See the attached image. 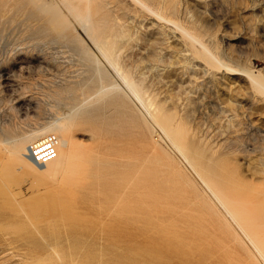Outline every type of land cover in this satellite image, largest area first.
I'll use <instances>...</instances> for the list:
<instances>
[{
  "label": "rangeland",
  "instance_id": "rangeland-1",
  "mask_svg": "<svg viewBox=\"0 0 264 264\" xmlns=\"http://www.w3.org/2000/svg\"><path fill=\"white\" fill-rule=\"evenodd\" d=\"M11 3L13 5L9 3L1 5L0 13L6 11L3 10L4 6L8 10L10 6H13L9 12H6L10 14V11L14 10L15 14L12 12L11 16L15 20L18 16L16 14L20 13L22 14L20 16H24L26 19L18 16L24 20H19L18 18V21H15L12 17L10 18L9 14V17H7L6 12L5 15H3L4 12L0 14V16L2 15L0 17V168L3 169L4 157L2 155L4 153L1 149L5 141L11 140L12 137L16 138L22 135L23 132L30 131L35 127L50 124L59 116L64 117L70 126V122H73V124L77 122L71 128V133H73L72 135L75 139L76 151L66 159L67 163L70 162L67 166L68 168H70L71 164L73 165L68 174L59 169H54V171L52 169L46 172L37 169V167L29 168L25 171L28 178L25 175L24 179V173L18 177L19 179L17 178L16 182L18 183L14 181V185L18 188H16L18 191L13 189L12 183L9 186L10 183H7L8 180H6L2 170H0V264H30L31 262L33 264H69L68 261L64 262L66 258L62 259L61 257V260L57 257L63 256L62 254L66 250L67 253L70 252L67 248L72 249L74 245H77L78 248L79 244H76L79 241L78 239H82V242L79 241V243H82V247L80 245L82 249L78 248V251L81 252L77 253L76 247L74 249L77 251V254H81L77 255L74 252L75 250H73L74 255H76L74 257L79 259V261L76 259L78 262H80V256L83 252L84 256V254L91 252V250L93 251V253L91 252L92 255L88 253L87 256H82L81 261L86 264H104L101 261L103 255L105 261L109 259L111 261L115 256V251L121 252V250H117L118 248L122 249L120 244H111L106 239L104 229H100L110 222L106 221L110 220L106 210H103L100 203L95 204V201H88L83 198L82 193H80V197L79 192H77L78 186L74 183L78 178V173L76 174L77 167L82 162V158L85 157L87 160H83L82 163L86 165L89 177L93 180H98L103 185H107L115 179L136 178L139 180L138 192L140 193L141 191L139 199L142 201L140 200L138 214L141 218L151 220L152 223L150 225L151 230L148 228L147 231L144 229V231H140L138 243L140 242L139 245L145 248L150 245L149 241H156L153 243V248L162 251V258L158 264H264V260L258 256L259 252L257 250L254 249V251L253 247L242 243L243 238H245L242 233L237 234V239H234L232 233L228 232V234L221 231L215 226V223H212V216L203 212L200 200L194 199V201L191 199L193 200L191 201L186 198L189 189L185 184L184 177L187 176V171L181 164L176 163L178 160L175 157L168 159L171 150L169 151L165 140L159 137L161 132L153 129L150 122L140 113V108H138L139 106L136 105V102L130 99L123 90L124 87L123 89L119 88L118 85L123 86V84L116 70L109 63L102 60L100 55L91 48L92 46H90L89 42H81L80 39H77L84 35V32H82L84 30L71 21L66 22V25H56V28L54 27L55 25L53 26L55 23L52 24V21H48L53 26L50 29L51 26L47 22L44 12L43 14L35 9L31 10L33 7L28 2H22L26 6L19 1L18 3L17 1ZM21 4L26 8L20 6ZM204 4L205 6H203ZM204 4H202L201 8L195 7L193 3H190L191 8L198 11L202 16V20L203 22L205 21L204 24H206L208 30L214 33L215 43L220 49L218 51L219 53L221 52L220 54L223 53V55H220L223 57L221 58L232 66L251 65L257 70L261 68V74L264 75V0H212ZM28 7L30 8L28 9ZM19 10L20 13H18ZM28 11L32 12L29 13ZM36 14L38 15L36 16ZM28 15L31 19L33 18L32 21L30 17L28 19ZM40 15H42V18ZM38 16L39 19L36 18ZM120 16L123 21H126L127 32L124 37L118 40L121 43L118 45H120L121 51L123 47L127 48L123 49V53H120L118 50L119 56H117L118 52L115 53L114 56L118 62V66L120 65L121 70L128 72L129 75L131 73L130 77L132 76L136 84L140 83L137 88L140 87L141 89L138 88L139 91L143 90V94H146V96H143L145 100L148 98L150 102L153 101L152 107H159L158 109L161 114L164 113L163 115L172 119L174 128L179 127V133L181 132L183 136L181 137L182 141L186 143L187 147H191L194 152L196 151L197 156L209 155L212 148L214 150L215 147L216 149L222 147L218 149L220 153L217 154L221 158L218 157L217 164L227 167L235 173L236 177L238 176L236 187L233 189V197L237 200L236 205L238 203L242 204L238 205L239 209L242 210L241 213L246 210L243 215L240 214V210L238 214L248 216L246 218L257 221L258 224L252 226L250 230L254 234L262 236L264 240V219H262L264 218V158L262 159L264 156V97L257 90L258 94L254 88V90L252 89L251 84H248L246 78H240L239 76H232L231 78L228 75L223 76L222 73L220 74L216 71L212 73L211 71L213 70L207 69L208 67L201 64L189 52L187 53L189 56L187 54L184 55L185 52H179L178 50L181 46L179 45L178 47L180 42L178 43L179 40H177L178 37L175 33H170L168 38L166 35L164 37V34L157 29L158 27L152 19L136 20L123 12H120ZM4 17H7V20ZM35 18L36 20H34ZM145 25H148L147 29ZM129 34L132 36L129 37ZM158 35L163 37L159 36L162 40H160L161 42L154 38H157ZM217 40L219 44H217ZM145 41H148L147 45ZM172 44L173 46L170 49ZM120 47L118 48L120 49ZM159 48L163 51L162 54ZM160 54L163 56L161 57ZM233 57L234 59H232ZM140 59L144 60L141 61ZM140 63L142 64L140 65ZM205 67L206 69H204ZM214 73H218V76ZM149 141H152V144ZM205 142H207V147L209 146L208 148L210 149L206 147ZM218 144L220 145L217 147ZM150 147H152L151 149L154 148L155 151L153 152ZM91 151L98 154L91 155L88 158L86 155ZM224 155L227 157L225 158ZM172 156L174 155L172 154ZM256 156H260L262 161L260 157L258 160ZM249 158H251L252 162L248 161L250 160ZM167 161L170 162L168 163ZM253 161L258 163H254ZM172 162H175V164ZM251 163L253 167H251ZM176 164L180 168H176ZM162 165L170 171L168 169L167 171L166 169L161 170L164 169ZM169 165L173 166L170 167ZM110 169H113V171ZM173 169L175 170L173 171ZM176 169L178 170L176 171ZM175 171L177 173L180 171L178 174L182 176L176 177ZM182 172H185V175ZM27 173H31L30 176ZM155 174L157 175L156 178ZM31 175L33 176L32 179ZM172 176H174V186L169 185L167 187V185H164L161 187L164 180ZM158 179L162 184L157 182ZM61 183H68L67 185L71 186H61ZM20 184L21 188H24V191L23 188H20ZM57 186L61 190L64 189L65 192L69 191V189L70 191L74 189L76 191H72L74 194L70 191L67 192L72 194L70 196L71 194L68 195L62 190L63 194L61 192V195L64 196H61L59 195V191L61 190ZM247 187L251 188L248 189ZM25 188H32L33 192ZM51 189H55L54 191L58 193H55ZM48 190L54 193H50ZM40 191H44L45 194L42 192L43 195H41ZM14 192H21L18 193L19 198ZM46 192L47 194L49 192L50 196L46 195ZM22 193L26 197L27 195L30 197L25 199V195ZM39 194L41 201L36 200ZM42 196H44L46 205L43 204ZM65 196L68 197L64 198L63 201L62 198ZM59 197H62V200H58L57 198ZM79 198L83 200V203H81L82 200H78ZM49 199L55 200L56 203L54 201L50 203L52 200ZM75 199H77V202H75ZM65 200L68 206H70L69 204H73L71 205L72 208L82 206L81 208L79 207L80 210H78V207L74 208L78 212L75 210L77 216H74L73 219L81 222L82 225L89 223V226H92L93 223V228L95 229L91 233L82 235L81 232H78L80 236L77 235L78 233L72 234L73 240H71V236L63 227V224L68 222H66V219L62 220L64 219L62 216L69 208L70 212L72 210L75 213V211L71 206L68 208ZM34 201H37V203ZM19 204L21 208L25 206L27 209H21ZM82 204L84 206H89L90 204L87 207L89 212ZM30 205L31 207H29ZM40 205H42L43 209ZM32 207L34 209L36 207V209H31ZM45 207L48 209H45ZM65 207L67 208L66 211ZM37 208L38 211H44L45 209L44 215H46V221H43L45 219L44 216L43 218L40 217L43 215V211L42 213L39 212L41 215L37 214L40 219L36 217V213L34 215V211L37 212ZM99 211H102L105 216L104 219V216L99 218V215H102ZM48 214L49 216H47ZM32 215L34 216L32 217ZM80 216L83 217L81 218ZM106 216H108V219H106ZM30 219L32 220L30 221ZM49 219L51 222L54 219L57 223L53 222V225H48ZM24 220L27 223L30 222L29 226L26 227L28 228L27 230L22 227L18 228L14 224L15 222ZM95 222L97 223L95 224ZM6 224H8L6 226L8 229L5 227ZM55 224L60 230H57ZM37 226H40L38 228L41 231H38L39 229L36 230ZM47 226H49L51 231L53 230L56 238L61 236L58 238L60 244L54 238L55 236H50L49 232L51 231L49 230L48 232L49 228ZM96 229L97 231L93 233ZM41 232L46 235H40ZM99 234L101 235L99 236ZM172 236H177L175 238L179 245L186 247L185 249L188 251L187 255L176 256L171 252H166L161 240ZM36 237L38 238L36 242L42 244L41 246L35 242ZM50 237L51 240H49ZM66 237H70L69 244L67 243L69 240L67 241ZM84 237L88 238L84 239ZM61 238L64 240H60ZM88 239H91L90 243ZM141 239H144V241ZM31 240L35 244L31 243ZM52 240L56 244L53 248L49 246V244H52ZM75 240L77 241L76 243L73 242ZM71 241L72 247L70 245ZM145 241L148 243H145ZM100 242V245H107L106 247L108 248H110L108 245L111 248L114 246L113 249L110 248V251L114 250V252H110L109 249H107V252L106 247L103 248V246L101 248ZM57 244H59V247ZM35 245L38 248H35ZM83 245L85 250L87 248L89 250H83ZM55 247L59 248V250L55 249ZM127 249L128 247L124 251L127 252ZM102 250L104 253H102ZM57 252H61L62 254H56ZM90 255H94L95 260ZM100 256L101 258H99ZM170 256L171 258L173 257V261L170 259Z\"/></svg>",
  "mask_w": 264,
  "mask_h": 264
},
{
  "label": "bare ground",
  "instance_id": "bare-ground-1",
  "mask_svg": "<svg viewBox=\"0 0 264 264\" xmlns=\"http://www.w3.org/2000/svg\"><path fill=\"white\" fill-rule=\"evenodd\" d=\"M13 1H17V3H18V1L20 3L28 2L33 7V8H31V10L35 9V10H37L39 12H42V13L44 12L45 14L44 13L43 14L46 17L47 22L48 21H52V24L55 23V24H53V26L55 25L54 26L55 28L57 26H59L60 24L64 25L66 22L71 21V22L75 23L77 26H79L80 28H82L84 30V31H82V32H84V35L81 38H77V37L76 38L80 39L81 42H89L91 44L90 46H92L91 48H93L94 51H96L100 55L102 60L106 61V63H109V65L112 66V68L114 70H116V72L118 73L117 75H119L120 79L122 80V84H123V86L122 85H118L119 88L123 89V87H124L123 90L126 92V94L129 96L130 99H133L136 102V105H138L139 106L138 108H140V111H141L140 113L144 116V118L146 120H148L150 122V125H152L153 129L154 130L156 129L157 131L161 132V135L159 137H161L163 140H165V142L167 143V146L169 148V151L171 150V154H170V156L168 155V159L172 158V157H175L176 160H178L176 163L181 164L185 168V170L187 171L188 174H187V176L184 177L185 184H186V186L189 189L188 193L186 195V198L190 199V200L191 199L200 200L202 202L201 203V209L203 210V212H206L207 215H211L212 216V218H211L212 223L213 224L215 223V226L217 228H219L221 231L226 232V233H228V232L232 233L234 239H237L236 238L237 234L242 233L245 236V238L242 237L243 238V240H242L240 237H238V238H240L242 240V243L243 244L245 243L247 246L253 247V250L254 249L257 250V252H259L258 256H260V258H262L264 260V240L262 239V236H259L258 234H254L250 230V228L252 226L257 225L258 222L254 221V220H252L250 218H246L248 216H245V215L241 216V215L238 214L239 210H240V214H242V215L246 212V210H244V212L241 213L242 210L239 209L238 205H242V204L238 203V205H236L237 204V200H236L235 197H233V189H234V187H236V184H237L236 182L238 180V176L236 177L235 173L233 171L229 170L227 167H222V166H219V164H217L218 163L217 160L219 158H221V157H219L220 155L218 156V154H217V153H220V151L218 152V149H221L222 147L216 149V147H215L216 144H215V146H214L215 149L212 150L213 149L212 148L210 150V154L209 155L197 156L196 155V151L194 152L191 147H187L186 143L182 141L181 137H183V136L181 135V132L179 133V130H178L179 127L178 128H174V126H173L174 123L172 122V119L170 117H168V116L163 115L164 113L161 114L160 110L158 109L159 107L158 108H156L154 106L152 107V105H153L152 102L153 101L150 102L149 101L150 99L148 100V98H147V100L144 99L143 96L144 95L146 96V94H143V90L139 91L138 88H140V87L137 88V86L140 83L136 84L134 82V79H132V76L130 77L131 73L129 75L128 72H125V71L121 70V67H120V65L118 66V62L116 61L115 56H114L115 53L118 52V50H119L120 53L121 52L123 53V51H124L123 49L127 48V47H123L122 51H121V47H120V45H118V44H121V43H119L118 40L120 38L124 37L126 35V32H127L126 21H123L122 17L120 16V12L127 13L131 17L135 18L136 20L152 19L155 22V24L157 25V27H158L157 29L160 30L162 34H164V37L166 35L167 38H168V35H170V33H172V32L175 33V35L178 38L176 36H174V37H176L177 40H179L178 43L180 42V44L176 43L177 41H175V43L178 44V47H179V45L181 46L180 49L178 48L179 52H181V53L185 52V54L183 53L184 55H186L189 52L194 58H196L198 61H200L201 64H203L206 67H208L207 69L213 70V71H211L212 73L214 71H216V72H218L220 74L222 73L223 76L224 75H228L231 78H232V76H237V77L239 76L240 78L241 77L246 78L247 81H248V84L249 83L251 84L252 89L254 88L255 91L257 90L264 97V75L261 74V68H259L257 70V69H254L251 65L236 67L234 65L232 66L231 64H228L227 62H225L222 59L223 57L220 56V55H223V53L220 54L221 52L219 53V51H218L219 47H217V45L215 43L216 39H214V37H215L214 33L212 31L208 30L206 24H204L205 21L203 22V20H202V16L200 15V13L198 11L194 10L193 8H191V5H190V3L191 4L193 3L195 7H201L202 8V4L207 3V2L209 3L212 0H0V7H1V5H6L8 3L10 5H13L11 3ZM24 3H22V4H24ZM22 4L20 6H22ZM24 6H26V4H24ZM24 6H22V7H24ZM203 6H205V4ZM5 7L6 6H4V9L3 8L2 9L9 12V10H11L10 8H12L13 6H10L9 10L7 9V7L5 9ZM15 8H13V9H15ZM24 8H26V7H24ZM29 8L30 7H28V9ZM206 11H207V9H206ZM3 12H1L0 14H2ZM5 12H4L3 15H5L7 13V12L6 13ZM12 12L15 14L14 10L10 11V14L9 13L6 14L7 17H9L8 16V14H9L10 18H11L12 17L11 16ZM28 12L30 13L32 11H28ZM33 12L35 13V11H33ZM18 13H20V10H19ZM29 13H27V14H29ZM24 14H25V12H24ZM16 15L20 16L22 14L20 13V14H16ZM16 15H15V18H16ZM37 15L38 14H36V16ZM208 15H209V13H208ZM18 16H17V19L19 18V20L22 19L20 17H24V16H20V17H18ZM25 16H26V14H25ZM34 16H35V14H34ZM41 16L42 15H40V17ZM0 17H2V15ZM7 17H4V18L7 20ZM29 17L30 16L28 15V19H29ZM10 18H9V20H10ZM36 18L39 19V16L36 17ZM36 18L34 20H36ZM12 19H14V18L12 17ZM30 19H31V17H30ZM32 19H31V21H32ZM22 20H24V19H22ZM41 20H43V19H41ZM40 22H38V23H40ZM42 23H44V22H42ZM48 23H47V27H48ZM133 23H135V22H133ZM52 24L49 23L50 26ZM53 26H51L50 29H52ZM142 26H143V24H142ZM147 26L145 27L146 29H147ZM152 26H154V25H152ZM57 29H59V28H57ZM75 30H74V32H75ZM150 30H151V27H150ZM76 32H77V30H76ZM152 32H153V30H152ZM129 35H130L129 37L132 36L131 34H129ZM159 36L161 37V35H158L157 38L154 37V36L153 37L160 41L161 39L159 38ZM174 37H173V39H174ZM161 38H163V37H161ZM147 40H149V39H147ZM154 40H152V41H154ZM147 42L145 41L146 45L148 44ZM217 42H218V40H217ZM217 44H219V42ZM143 45H144V42H143ZM151 45L153 46V44H151ZM172 46H173V44L171 45L170 49L172 48ZM118 47H120V49ZM149 47H148V49L151 48V47L150 48ZM174 49H175V47H174ZM159 50H160V48H159ZM119 52L117 53V56H119V54H120ZM160 52L162 54L163 51L160 50ZM187 55L189 56V54H187ZM162 56L163 55H161V57ZM194 58H193V60H194ZM232 59H234V57ZM235 59H236V57H235ZM142 60H144V59H142ZM147 61H150V60H147ZM143 62H145V61H143ZM142 63H140V65ZM206 67L204 69H206ZM153 69H154V67H153ZM141 73H143V72H141ZM217 74H215V75H217ZM214 78H215V76H214ZM217 80H221V79H217ZM206 84H208V83H206ZM113 87H114V85H113ZM114 90H115V88H114ZM257 91H256V93H257ZM141 92H142L143 95L141 94ZM260 94H259V96H260ZM107 95H109V94H107ZM70 123H71V126L68 123V121H66V119L64 117L59 116V117H57V119H55L50 124L48 123V124H45V125H41V126L35 127L32 130H30V131H27V132L25 131V133L23 132L24 134L22 133V135L17 136L16 138L12 137L11 140L5 141L4 143L2 142L4 144V146L2 147L1 150L4 153L2 155L4 157V159L3 158H1V159L4 160V163H3V169L0 168V170H2L6 180H8L7 183H10L9 186H11V183H12L13 184V186H12L13 189L17 190L18 188L15 187L14 181L16 182L17 178L19 176L23 175L26 170H28L29 168H32V167H37V169H41V170L46 171V172L47 171L49 172L52 169H53V171H54V169H57V170L59 169V170L67 172V174H68V171L71 170V167H73V165L71 164L72 166L70 165V168H68L67 166L69 165L70 162L67 163L66 159L69 158V156L72 155L76 151L75 139H74V137L72 135L73 133H71L72 132L71 128H72V125L74 127L75 126L74 124L77 123V122H75L74 124H73V122H70ZM49 133L55 134L57 136V138H58V143H57V152L58 153H57V156L54 159H52L49 162H47L46 164H37L31 158L30 148L35 142H37L38 140H40L42 137H44L45 135H47ZM0 142H1V140H0ZM149 142H151V144H152V141H149ZM205 145L207 147V142H205ZM219 145L220 144H218L217 147ZM143 146H145V145H143ZM146 147H144V148H146ZM153 147H154V145H153ZM151 148L152 147H150V149ZM208 149H210V148H208ZM151 150H153V152L155 151L154 148L151 149ZM168 153H170V152H168ZM96 154H98V153H96V152L94 153V152L91 151L86 156H88V158H90L91 155H96ZM172 154L174 156H172ZM221 155H222V153H221ZM224 157L226 158L227 156L224 155ZM256 157L259 160L260 156L259 157L256 156ZM261 157H262V155H261ZM261 157H260V159H261ZM251 158H249L250 160H248V161L252 162ZM263 158H264V156L262 157V159ZM163 159H164V157H163ZM262 159H261V161H262ZM83 160H87L86 157L82 158V162H83ZM82 162H80V165L77 167L76 174L78 173V178L74 181L75 185L78 186V191L77 192H79V196H80V193H82V195L84 196L83 198L87 199L88 201L89 200H91L92 202L95 201V204L100 203L101 207H103V210L104 211L106 210V212L108 213V215L110 217V220L107 218L108 216H106V219H108V220H106V219L105 220L108 221V222L110 221V222H109V224H106L104 226V228L101 227L100 229H104V233L106 235V239H108L111 244H114V245L115 244H120V247L122 248V249H119L117 247L118 248L117 250L118 251L121 250V252L115 251V253H114L115 256L112 254L114 256V258L112 257L113 260H111V261H110V259L105 261L104 260L105 259L104 255L103 254H99V255H103L102 258H101V256L99 257V258H101V261L104 264H158L159 260L162 258V251L161 250L159 251L158 249L156 250V248H153V246H154L153 243H155L156 241L153 242L152 240L151 241L148 240L150 245L146 246L145 248H143V247H141V245H139L140 242L138 243V236H139L140 231H142L143 229L145 231H147L148 228L150 229V225L152 223L151 220H148L147 218H141V216L138 214L139 204L142 201L141 199H139V195H141V191H140V193L138 192V190H139L138 189L139 188V180H137L136 178L135 179H115V180H112L107 185H103L98 180H93L92 178L89 177V174L86 171L87 167ZM162 162H163V160H162ZM71 163H73V162H71ZM172 163L175 164V162H172ZM254 163H258V162H254ZM54 164H57V165L54 166ZM156 165H157V163H156ZM225 165H226V163H225ZM75 166H77V165H75ZM157 166H159V164ZM164 166H165V164H164ZM169 166L172 167L173 165L172 166L169 165ZM176 166H177L176 168L179 167V165H177V164H176ZM254 166H256V165L254 164ZM159 167H158V169H159ZM251 167H253V164H252ZM74 168H76V167H74ZM162 168H164L163 165H162ZM261 168L263 169L262 166H261ZM165 169H166V167L164 169H161V170H165ZM167 169H166V171H167ZM33 170H34V168H33ZM110 170L113 171V169H110ZM174 170L175 169H173V171ZM177 170L178 169H176V171ZM181 171H182V169H181ZM175 172H173V173L175 174ZM179 172L180 171H178V173ZM178 173L176 172V174H175L176 177L182 176V175H180ZM30 174L31 173H29L28 176H30ZM70 174H72V173H70ZM170 174H172V173H170ZM25 175H26V173L23 175V177ZM33 175H34V173H33ZM57 175H59V174H57ZM61 176H62V174H61ZM167 176H168V173H167ZM23 177H22V180H23ZM156 177H157V175L155 174V178ZM173 177L174 176L171 177L172 179L171 178H167L166 180H164V183H163V185L161 187H163L164 185H167V187L169 185H171V186L173 185L174 186L175 181L173 180ZM26 178H28L27 175H26ZM32 178H33V176L31 177V179ZM24 179H25V177H24ZM157 182H159V179H158ZM16 183H18V182H16ZM67 184H62L61 183V186L67 185ZM160 184H162V183H160ZM43 185H45V184H43ZM70 186L67 185V187H70ZM20 188H21V184H20ZM39 188L40 187L38 186V189ZM57 188H59L61 190L60 187L57 186ZM57 188H55V189L57 190ZM249 188H251V187H249ZM25 189L32 191V188L31 189L25 188ZM170 189H172V188H170ZM36 190H37V188H36ZM54 190H52V191H54ZM62 190L65 192L64 189H62ZM62 190L59 191L60 192L59 195H61V192L63 194ZM23 191H24V188H23ZM23 191H21V192H23ZM45 191H47V190H45ZM48 191H50V190H48ZM52 191H50V193ZM69 191H70V189H69ZM69 191H67V192H69ZM72 191H76V190L74 189ZM72 191H70V192H72ZM21 192H16V193L14 192V193L18 197V193H21ZM42 192L45 194L44 191H42ZM42 192L40 193L41 195H43ZM54 192H52V193H54ZM67 192H65V193H67ZM169 192H171V191H169ZM40 194L37 196L36 200H40L41 201V198L39 197ZM67 194L69 195L71 193H67ZM23 195H25V194H23ZM46 195L50 196L49 192H48V194L46 192ZM31 196H34V195H31ZM61 196H64V195H61ZM70 196H72V194ZM27 197H30V196L27 195ZM27 197H26V195L24 196L25 199ZM35 197H36V195H35ZM43 197L44 196H42L43 204L46 205L45 201H44L45 199ZM66 197H68V196H65L63 198L59 197L57 199L59 200V199L62 198L63 201H64V198H66ZM24 198H22V199H24ZM74 198H76V197H74ZM49 200H52L50 203H52L53 201L55 202V200H53V199H49ZM75 200H76L75 202H77V199H75ZM78 200L81 201L82 199L79 198ZM193 200H191V201H193ZM34 202L37 203V201H34ZM65 202H66V200H65ZM36 203H34V204H36ZM81 203H83V200H82ZM66 204L68 206L67 202H66ZM84 204H85V202H84ZM51 205L53 206V204H51ZM69 205L71 206L73 204H69ZM77 205H78V203H77ZM194 205H196V204H194ZM36 206H37V204H36ZM40 206L42 207V205H40ZM70 206H68V208ZM89 206H90V204H89ZM89 206L87 205V206H84V207L87 210L88 209L87 207H89ZM243 206H244V203H243ZM29 207H31V205ZM76 207H78V206H76ZM76 207H74V208H76ZM79 207H78V210H80ZM96 207H97V205H96ZM101 207H100V209H102ZM20 208H21V205H20ZM22 208H26L27 209V207H25V206L22 207ZM46 208L47 207H45V209ZM71 208H72V206H71ZM74 208H72V209H74ZM140 208H141V206H140ZM31 209H34V208L32 207ZM35 209H36V207H35ZM42 209H43V207H42ZM45 209H44V211H45ZM66 209L67 208L65 207V211H66ZM69 209L62 216V218H64L62 220L66 219V222H68V223L63 224V227H64V229L67 230V232L69 233L70 236L72 234H77L78 232H81L82 235L83 234L87 235V234L91 233L93 231V229H95V228H93V226H94L93 223H92V226H89V223L87 224L88 225L87 226V225H82L81 222H79V221L78 222L75 221L73 219V217L77 216L76 211H75L77 209H74L75 213H73L72 210L70 212ZM23 210H25V209H23ZM78 210H77V212H78ZM89 210H91V209L89 208ZM42 211L41 210L38 211V208H37V212L38 213L34 211V215H35V213H36V215L39 214V212L42 213ZM44 211H43V215L40 216V217L43 218V216H44L45 219H43V221L44 220L46 221L47 218H46V215H44L45 214ZM23 212H25V211H23ZM46 212H47V210H46ZM48 213H49V211H48ZM60 213H62V211H60ZM83 213H84V210H83ZM85 214L87 215L86 212H85ZM100 214H102V215H99L100 216V217L98 216L99 218H101V216L102 217L104 216L102 211L100 212ZM34 215H32V217ZM39 215H41V214H39ZM39 215L36 216V217H38V219H40ZM47 216H49V214ZM54 216L56 217V215H54ZM89 217H90V215H89ZM213 217H215V218H213ZM42 218H41V220H42ZM78 218H79V216H78ZM81 218H80V220H81ZM104 218H105V216L103 217V219ZM50 219H49V223L50 224L48 223V225H53L54 224L53 222H56L54 220L56 218L53 219V222H51ZM262 219H264V218H262ZM31 220L32 219H30V221ZM83 220H85V218H83ZM96 223L97 222H95V224ZM261 223H262V221H261ZM14 224H16V226L18 228H20V227L26 228L27 226H29L30 222L27 223L24 220V221H19L17 223L15 222ZM14 224H13V226L16 227ZM31 224H32V222H31ZM90 225H91V221H90ZM6 226H8V224H6L5 227ZM38 227H40V226H37L36 230L39 229L38 231H41L40 228H38ZM44 227L46 229L45 225H44ZM47 227L49 228V226H47ZM55 227H56V224H55ZM59 227H60V225H59ZM98 227H100V226L98 225ZM33 228L35 229V227H33ZM27 229L28 228H26V230ZM52 229H53V226H52ZM58 229L59 228H57V230ZM97 229L94 230L93 233H95L97 231ZM49 230L51 231L50 228L48 229V232H49ZM51 232H49L50 236L54 237L55 235L53 234L54 233L53 230ZM64 232L66 233V231H64ZM148 233H147V235H148ZM40 235L45 236L46 234L44 235L41 232ZM59 235H61V234H59ZM77 235L80 236L79 233ZM100 235L101 234H99V236ZM145 235H146V233H145ZM97 236H98V234H97ZM102 236H101V238H102ZM32 237L34 238L33 235H32ZM32 237H30V238L33 239ZM47 237H49V236H47ZM51 237H50L49 240H51ZM60 237L58 236V238H60ZM175 237H177V236L166 237L165 239L161 240L163 242L164 249L166 250V252L167 251L171 252L172 254H175L176 256H178V255L180 256L182 254H183V256L187 255L188 251H187V249H185L186 247L180 246L178 241H176ZM28 238H29V235H28ZM54 238H56V236ZM54 238H52V239H54ZM58 238H56V240H58L57 242H59V244H60V241H59ZM63 238H61L60 240H64ZM85 238L86 237H84V239ZM46 239L48 240V238H46ZM74 239H76V238H74ZM95 239H94V241H95ZM240 239H238V240L240 241ZM71 240H73L72 236H71ZM78 240L82 242V239H78ZM90 240L88 239L89 243L91 242ZM102 240H104V239H102ZM108 240H107V242H108ZM141 240H139V241H141ZM36 241H38V238L35 240V242ZM55 241L52 242L53 246H52V244L51 245L49 244V246H51L52 248L54 247V245L56 246V244H54ZM67 241H68L67 243L69 244L70 237L67 238ZM79 241H78V243H76L77 242L76 240L73 241V242H75L76 244H79L78 248L81 250L82 248H80V245L82 247V243H79ZM142 241H144V239ZM33 242L34 241H32L31 243H33ZM62 242H64V241H62ZM145 243H148V242L145 241ZM157 243H158V241H157ZM33 244H35V243H33ZM59 244H57L58 247H59ZM100 244H101V242L99 243V245ZM141 244H144V243H141ZM37 245L41 246L42 244H38L37 243ZM70 245L72 247V241H71ZM73 245H74V243H73ZM85 246H88V245H85ZM89 246H91V245H89ZM100 246H101V248H102V246H103V248H105L107 245H105V246L104 245H100ZM108 246L111 248L110 245H108ZM155 246H156V244H155ZM74 247H76V250L78 251L77 245H74ZM74 247H72V249L67 248L70 251L68 253L66 252L67 251L66 248H65L66 251L63 254L61 252H57L56 254L61 253L64 256V257L60 256V257H57V258L58 259L59 258L61 259V257H62V259L66 258V260H64V262L68 261L69 264H86L85 262L81 261L82 260L81 258L83 256L84 252L80 256V262H78L79 259L74 257V256H76V255H74V252L75 253L77 252L74 249ZM113 247L111 249H113ZM127 247H128V249H127V252H126V251H124V249L127 248ZM35 248H38V247H36V245H35ZM56 248L57 247H55V249ZM110 248L106 247L105 249L108 252L107 249H109V251H110L111 250ZM40 249L43 250L41 247H40ZM91 249H94V248H91ZM57 250H59V248H57ZM61 250H62V248H61ZM73 250H75V251L73 252ZM83 250H85L84 245H83ZM86 250H89V249L87 248ZM115 250H116V248H115ZM44 251H46V250H44ZM50 251H52V250H50ZM112 251L114 252V250H112ZM112 251H110V252H112ZM48 252H49V250H48ZM62 252H63V250H62ZM79 252H81V251H78L77 253H79ZM91 252L93 253L92 250H91ZM91 252H88V253L90 254ZM92 253H91V255H92ZM102 253H104V251ZM80 254H77V255H80ZM87 254H84V256H87ZM166 255H169V254H166ZM93 256H91V257H93ZM107 256H105V257H107ZM176 256H174V257H176ZM165 257H167V256H165ZM88 258H90V257H88ZM107 258H109V257H107ZM168 258H169V256H168ZM172 258L170 256V259L173 261L174 259H172ZM92 259L95 260L94 257ZM85 261H87V260H85ZM168 261H170V260H168ZM59 263H60V261H59Z\"/></svg>",
  "mask_w": 264,
  "mask_h": 264
},
{
  "label": "built area",
  "instance_id": "built-area-1",
  "mask_svg": "<svg viewBox=\"0 0 264 264\" xmlns=\"http://www.w3.org/2000/svg\"><path fill=\"white\" fill-rule=\"evenodd\" d=\"M58 138L49 133L35 142L30 148L32 160L37 164H46L57 156Z\"/></svg>",
  "mask_w": 264,
  "mask_h": 264
}]
</instances>
